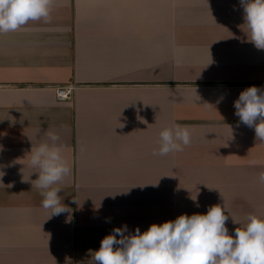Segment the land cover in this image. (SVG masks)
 Masks as SVG:
<instances>
[{
  "label": "crops",
  "instance_id": "1",
  "mask_svg": "<svg viewBox=\"0 0 264 264\" xmlns=\"http://www.w3.org/2000/svg\"><path fill=\"white\" fill-rule=\"evenodd\" d=\"M249 39L240 0H54L50 22L0 34V264H94L114 228L203 214L228 183L258 182L264 141L234 108L264 89ZM175 124L191 145L154 156ZM46 130L71 167L59 194L71 212L51 217L29 155Z\"/></svg>",
  "mask_w": 264,
  "mask_h": 264
},
{
  "label": "clouds",
  "instance_id": "2",
  "mask_svg": "<svg viewBox=\"0 0 264 264\" xmlns=\"http://www.w3.org/2000/svg\"><path fill=\"white\" fill-rule=\"evenodd\" d=\"M240 3L249 41L264 50V0ZM53 6L54 0H0V34L18 31L29 21L50 22ZM234 108L239 123L254 128L256 139L264 141V89L255 85L245 88ZM44 135L46 139L32 146L29 153L31 166L38 170L31 183L40 190L42 207L50 210V217L59 216L71 212L59 195L71 167L62 154L60 135L54 130H46ZM158 143L154 156L182 152L192 143L190 126L164 128ZM258 182L264 183V172L259 173ZM73 203H77L75 199ZM225 212L217 204L203 214H181L175 220L153 223L144 232L137 227L129 233L126 224L116 227L102 238L94 252V264H264V218L249 214L233 235L226 226L229 215Z\"/></svg>",
  "mask_w": 264,
  "mask_h": 264
},
{
  "label": "rangeland",
  "instance_id": "3",
  "mask_svg": "<svg viewBox=\"0 0 264 264\" xmlns=\"http://www.w3.org/2000/svg\"><path fill=\"white\" fill-rule=\"evenodd\" d=\"M164 184L175 185L174 204L184 198V195H181V187L178 183H161V186ZM220 190L217 191V204L224 207L225 211H229V217L231 218L226 225L234 224L232 218L239 226L243 225L247 222L249 214L264 218V183H228Z\"/></svg>",
  "mask_w": 264,
  "mask_h": 264
},
{
  "label": "built area",
  "instance_id": "4",
  "mask_svg": "<svg viewBox=\"0 0 264 264\" xmlns=\"http://www.w3.org/2000/svg\"><path fill=\"white\" fill-rule=\"evenodd\" d=\"M57 98L59 101H68L72 98L73 87H60L57 90Z\"/></svg>",
  "mask_w": 264,
  "mask_h": 264
}]
</instances>
